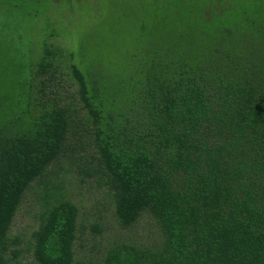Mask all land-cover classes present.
<instances>
[{"label":"trees","instance_id":"trees-1","mask_svg":"<svg viewBox=\"0 0 264 264\" xmlns=\"http://www.w3.org/2000/svg\"><path fill=\"white\" fill-rule=\"evenodd\" d=\"M255 11L257 21L248 11L235 20L239 37L226 24L197 30L201 49L155 52L118 79L82 72L50 33L29 58L9 61L0 264H19L23 252L36 264H264V4ZM75 165L105 189L120 229L156 227L152 244L116 239L98 261L79 254L81 236L106 227L81 225L66 198L61 174ZM39 182L37 225L22 250L11 228Z\"/></svg>","mask_w":264,"mask_h":264},{"label":"rangeland","instance_id":"rangeland-1","mask_svg":"<svg viewBox=\"0 0 264 264\" xmlns=\"http://www.w3.org/2000/svg\"><path fill=\"white\" fill-rule=\"evenodd\" d=\"M260 4L264 0H0V78L9 61L26 60L42 45L43 34H54L49 44L73 52L82 72L118 79L155 52L201 49L205 38L197 30L208 36L206 30L226 24L239 37L242 29L238 25L236 29L235 20L240 23L248 11L249 20L257 21L255 6ZM62 96L67 94L62 91ZM69 163L63 160L61 166ZM57 171H48L47 176L55 177ZM61 175L66 198L79 207V223L100 221L106 227L102 236L90 229L81 236L79 254L84 258L98 261L100 249L116 239L145 245L158 236L156 227L146 221L120 229L105 189L93 178L83 179L80 166L66 168ZM41 190L39 182L26 192L11 228V237L22 240V250L37 225ZM19 264L36 263L23 252Z\"/></svg>","mask_w":264,"mask_h":264}]
</instances>
